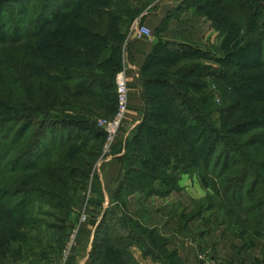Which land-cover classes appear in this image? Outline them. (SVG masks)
Instances as JSON below:
<instances>
[{"label": "trees", "instance_id": "1", "mask_svg": "<svg viewBox=\"0 0 264 264\" xmlns=\"http://www.w3.org/2000/svg\"><path fill=\"white\" fill-rule=\"evenodd\" d=\"M181 6L208 18L227 50L216 47L208 52L212 63L173 72L172 63L204 53L155 43L141 121L116 151L124 213L95 217L88 264H140L132 245L161 264H185L158 228L126 210L130 195L166 197L183 175L197 176L208 191L207 204L192 214L185 209L181 224L220 210L224 222L203 219L208 231L226 225L249 245L264 239V0ZM118 8L113 0H0V264L18 262L35 242L45 259L39 264L61 261H52L60 249L52 244L64 237L107 136L95 120L117 109L116 52L126 38L122 24L130 22ZM163 49L170 65L155 77L150 71ZM87 142L94 143L81 146Z\"/></svg>", "mask_w": 264, "mask_h": 264}, {"label": "crops", "instance_id": "2", "mask_svg": "<svg viewBox=\"0 0 264 264\" xmlns=\"http://www.w3.org/2000/svg\"><path fill=\"white\" fill-rule=\"evenodd\" d=\"M129 1L141 11L137 17L140 22L152 28L153 32L161 29L159 34L166 41L174 40L182 44L192 40L200 42L214 31L211 21L182 8V0ZM154 45V40L139 38L135 33L131 37V64L128 70L130 109L125 117L126 128L141 121V94L146 87L144 69ZM117 156L108 157L101 165L94 200L99 208L94 212L88 211L89 218L82 224L78 249L71 264L90 262L96 216L99 222L106 210L115 211L120 216L124 213L116 200L118 188L125 176ZM205 195L196 176L183 175L179 190L166 197H146L143 193H134L127 198L126 210L150 228H158L160 234L169 239L168 248L176 250L185 264H255V260L252 263L251 258L246 257L244 239L227 226L208 231L200 217L181 224L184 210H188L193 201ZM73 219L78 220V216L75 215ZM130 250L140 264H161L150 255L144 256L137 245H132Z\"/></svg>", "mask_w": 264, "mask_h": 264}, {"label": "rangeland", "instance_id": "3", "mask_svg": "<svg viewBox=\"0 0 264 264\" xmlns=\"http://www.w3.org/2000/svg\"><path fill=\"white\" fill-rule=\"evenodd\" d=\"M117 3H115V1L113 0V4H115V6L120 7V9L122 10V12L125 15V19L126 21L130 22L122 24V30L123 33H125L126 38L124 40V45H122V47L120 49H118V51L116 52L117 57H120V61H119V66L122 67V69L118 72V74L120 72H122L123 70L127 72V86H128V96L130 97V91H129V82H128V70L130 68V64H131V58H130V52H129V43L131 40V37L134 35L133 32V25L136 21H138L139 23L140 20L139 18H137L139 16V14L141 13V11H139L132 3H130L129 0H127V5L126 6V0H116ZM119 9V8H118ZM133 16V17H132ZM204 17V16H202ZM206 18V17H205ZM128 19V20H127ZM208 19V18H206ZM142 24V23H141ZM144 25V24H143ZM152 29V28H151ZM158 31V33H157ZM155 32H153L154 34V42L156 43V45L158 47H160L162 44H160L161 42L164 43L166 40H164L163 36H161L159 34V30H157ZM161 38V40L159 39ZM163 39V40H162ZM223 37L219 36L218 33L214 30L211 34L207 35L206 38L200 42L198 41H188L185 45L189 46L193 49H199L201 51V53H204L202 55L198 54L195 56H190V58H184L183 60H179L176 61L174 63L167 64L168 61H170L169 57L171 56L170 52H168L167 49H163L160 54L159 57L154 60V64L152 66L151 69V74H153L155 77H165L167 70L166 69V65H170L171 67H169V69H172L173 72L174 70H179L180 67L185 66V64H190V63H197V64H209L212 63V61L207 58L209 57L210 53H215L216 51V47H221L222 43H223ZM86 41H89L88 39H86ZM171 42H175L174 40H170ZM177 43V42H176ZM225 50H227L226 47H223ZM224 51V50H223ZM206 52V53H205ZM210 52V53H208ZM107 54H111L110 52H107ZM221 55V54H218ZM115 56V55H113ZM173 65V66H172ZM116 75V83H117V76ZM158 89V88H157ZM157 89L154 88V90L152 91V95L154 97V94H156V92H159ZM159 89L162 90V88L160 87ZM157 90V91H156ZM116 96H117V109L115 111V113L111 116V117H105L103 116H98V118L95 120V122L97 123L98 127H100V122H104L107 120H112L114 118V116L116 115L117 111H118V107H119V97H118V91L116 89ZM220 101L221 98L218 96V98H215V102L220 105ZM130 103V101H129ZM129 109H130V104H129ZM128 109V111H129ZM216 117H220V115H216ZM138 124H135L129 128L125 127V119L123 122V129L121 130L119 137L116 139L115 143L112 145L110 151L105 150V144L107 141V136H106V140L105 143L103 145L101 154L99 155V157L97 158L96 162L94 163V166L90 172V178L88 180V186L85 192H83L81 194V198L79 200V204L74 208L73 213L70 215L69 218V222L67 224V229L65 230L64 233H61L60 235H64V237L56 242H53V246L55 248L60 247L59 252L55 253V255H53V262L55 263V261H57L59 259V256L61 255V261L59 262V264L64 263V250L66 248V245L69 241L70 235L73 231V229L75 227H79V236H78V241H77V246L72 250V253L70 255V257L66 260V262L64 264H71L74 256L76 255V250L78 249V243H79V239H80V232H81V228H82V224L88 220L89 218V213L88 211L91 210L90 206L94 204V200H95V192H96V183L98 182V174L100 173V168L102 163L108 158L111 157L112 155H116V151L118 149V144L122 143L125 139L127 138H131L135 132V129L137 127ZM101 128V127H100ZM122 141V142H121ZM94 142H87L86 144H81L82 147L85 148H90L91 145H93ZM197 177V176H196ZM198 178V177H197ZM199 180V179H198ZM203 187V186H202ZM204 191L207 194V189L204 188ZM206 196V195H205ZM205 196L200 199V200H195L193 201L189 206L190 208L186 211V213L188 214H192L198 207H201L202 204H207V202L204 200ZM94 210V209H93ZM92 211V210H91ZM86 214L87 215V219L85 221H82V217L83 215ZM77 215L78 216V220H74L73 217ZM201 219H208L210 221V224L212 226H215L217 224H220L221 222H224V218L222 215V212H220V210H209L205 213L204 216L200 217ZM71 225V227H70ZM207 225V224H205ZM226 226V225H225ZM210 227V226H209ZM208 228V226H207ZM71 229V231H70ZM68 234V235H67ZM68 236L66 239V244L64 246V249L62 251V247L64 245V239L65 237ZM246 243V241H244ZM256 242V243H255ZM48 244V243H46ZM247 248L246 249V257L247 258H251L252 263L255 260V264H260L259 262L263 259L262 258V248L264 245V239L262 238H257L254 240V244L249 245V244H245ZM42 250L40 249L39 245L37 242H35L34 244V250L33 252H31L30 254H24V257L21 258L18 262H12V260H9L7 264H39L45 261V259H43L44 254L43 252H41ZM62 251V252H61ZM42 261V262H41Z\"/></svg>", "mask_w": 264, "mask_h": 264}, {"label": "built area", "instance_id": "4", "mask_svg": "<svg viewBox=\"0 0 264 264\" xmlns=\"http://www.w3.org/2000/svg\"><path fill=\"white\" fill-rule=\"evenodd\" d=\"M133 32L142 39L153 40V31L136 21L133 25ZM117 91L119 97V107L116 115L112 120H107L100 122V127L103 128L107 134V141L105 144V150L110 151L112 145L115 143L116 139L119 137L121 130L123 129V122L129 109V96H128V86H127V72L122 71L117 76ZM87 219V215L84 214L82 221ZM79 236V227H75L70 235L69 241L64 250V263L70 257L72 250L77 246ZM62 263V264H64Z\"/></svg>", "mask_w": 264, "mask_h": 264}, {"label": "clouds", "instance_id": "5", "mask_svg": "<svg viewBox=\"0 0 264 264\" xmlns=\"http://www.w3.org/2000/svg\"><path fill=\"white\" fill-rule=\"evenodd\" d=\"M203 194V193H202Z\"/></svg>", "mask_w": 264, "mask_h": 264}]
</instances>
